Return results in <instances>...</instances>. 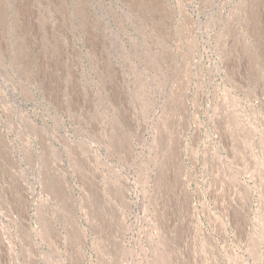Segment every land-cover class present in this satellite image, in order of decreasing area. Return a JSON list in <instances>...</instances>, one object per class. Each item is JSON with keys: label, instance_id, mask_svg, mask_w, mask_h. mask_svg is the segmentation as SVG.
Returning a JSON list of instances; mask_svg holds the SVG:
<instances>
[{"label": "rangeland", "instance_id": "rangeland-1", "mask_svg": "<svg viewBox=\"0 0 264 264\" xmlns=\"http://www.w3.org/2000/svg\"><path fill=\"white\" fill-rule=\"evenodd\" d=\"M0 264H264V0H0Z\"/></svg>", "mask_w": 264, "mask_h": 264}]
</instances>
